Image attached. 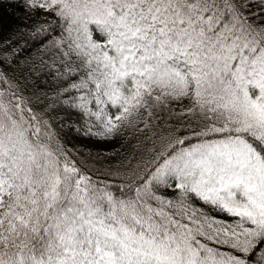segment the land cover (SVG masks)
I'll list each match as a JSON object with an SVG mask.
<instances>
[{"label": "snow or ice", "instance_id": "snow-or-ice-1", "mask_svg": "<svg viewBox=\"0 0 264 264\" xmlns=\"http://www.w3.org/2000/svg\"><path fill=\"white\" fill-rule=\"evenodd\" d=\"M22 6L39 19L0 41V264H264V0Z\"/></svg>", "mask_w": 264, "mask_h": 264}, {"label": "trees", "instance_id": "trees-1", "mask_svg": "<svg viewBox=\"0 0 264 264\" xmlns=\"http://www.w3.org/2000/svg\"><path fill=\"white\" fill-rule=\"evenodd\" d=\"M23 0H0V41L8 39L13 34H17L18 30L30 27L33 25L37 19H39V15L29 16V13L22 6ZM26 37L18 38V43H23V40ZM14 47L16 44L13 45ZM37 45H33L31 41H29L28 46L22 50L18 57V63L21 61L29 60L37 56ZM38 63V60L36 61ZM16 74L20 76L21 74L27 76L29 74L28 67L24 66L23 70L20 68L16 69ZM34 78V74L30 79ZM48 77L41 75L39 77L38 84L34 86L33 90L39 95L40 92H48L51 96L54 85L45 84L44 81L47 80ZM31 95V91L27 93ZM50 101L46 100L43 104L37 105V110H42L47 106ZM50 116L57 117L56 127L59 129L60 123L64 124H79V118L76 113H72L68 115L63 110H53L50 113ZM62 137L65 139L66 143L70 147H76L83 150V152H92L95 154L96 152H114L119 151L121 153L127 154L129 149L125 147H121V141H113L112 143H102L95 139H86L83 136L77 135L73 129L64 128L62 133ZM119 157H117L118 159Z\"/></svg>", "mask_w": 264, "mask_h": 264}]
</instances>
